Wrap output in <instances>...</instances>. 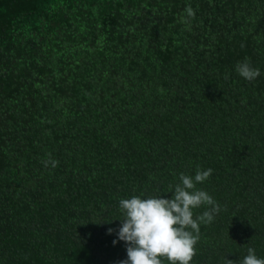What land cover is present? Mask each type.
Returning a JSON list of instances; mask_svg holds the SVG:
<instances>
[{"label": "trees", "instance_id": "1", "mask_svg": "<svg viewBox=\"0 0 264 264\" xmlns=\"http://www.w3.org/2000/svg\"><path fill=\"white\" fill-rule=\"evenodd\" d=\"M197 166L190 264L264 259V0H0V264H118L119 200Z\"/></svg>", "mask_w": 264, "mask_h": 264}, {"label": "clouds", "instance_id": "2", "mask_svg": "<svg viewBox=\"0 0 264 264\" xmlns=\"http://www.w3.org/2000/svg\"><path fill=\"white\" fill-rule=\"evenodd\" d=\"M185 13L187 17L195 16L190 5L186 6ZM183 22L187 23L186 20ZM235 71L247 81H253L261 74L249 58L237 62ZM48 163L55 167L58 161L50 157L45 165ZM212 172L211 168L199 166L194 176L181 172L179 182L169 185L170 198L133 195L120 199L121 225L118 230L108 229L109 234L116 231L118 240L126 245L127 258L118 264H162L161 257H166L170 264H190L196 254L194 246L199 240L200 225L212 223L221 211V206L207 191L197 188V184L209 179ZM202 206H207L206 210L194 218V210ZM118 240H113V244ZM247 253L241 264H264V259L257 257L254 248L249 247ZM225 264H233V260L225 257Z\"/></svg>", "mask_w": 264, "mask_h": 264}]
</instances>
